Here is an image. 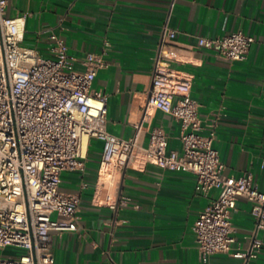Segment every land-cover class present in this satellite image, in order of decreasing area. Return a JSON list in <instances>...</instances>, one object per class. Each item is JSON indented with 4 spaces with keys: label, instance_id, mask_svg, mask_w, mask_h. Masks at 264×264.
Listing matches in <instances>:
<instances>
[{
    "label": "crops",
    "instance_id": "crops-1",
    "mask_svg": "<svg viewBox=\"0 0 264 264\" xmlns=\"http://www.w3.org/2000/svg\"><path fill=\"white\" fill-rule=\"evenodd\" d=\"M169 14L175 29V68L189 79L199 101L203 126L215 123L213 146L226 174L250 172L264 190V0H9L6 17L20 18L22 44L51 54L50 34L61 37L74 67L86 53L100 56L92 87L107 95L106 129L145 147L150 128L161 126L168 150L181 151V126L169 113L147 107L152 58ZM241 30L255 40L242 60H228L197 38ZM141 122L140 128L136 126ZM102 142L88 141L83 167L63 171L59 188L78 196L76 231L52 232L54 264H264L262 244L254 257H239L254 231L250 202L239 198L231 213L234 242L227 253L203 259L192 225L217 194L194 189V175L147 163L142 151L133 161L100 165ZM1 204V200H0ZM12 247L0 254H17Z\"/></svg>",
    "mask_w": 264,
    "mask_h": 264
},
{
    "label": "built area",
    "instance_id": "built-area-1",
    "mask_svg": "<svg viewBox=\"0 0 264 264\" xmlns=\"http://www.w3.org/2000/svg\"><path fill=\"white\" fill-rule=\"evenodd\" d=\"M9 0H0V248L12 247L17 254H0V264H54L52 232L76 231L78 196L59 188L63 171L83 167L88 141L102 142L100 165L133 161L139 150L147 163L163 169L194 175V189L217 194L203 207L192 230L200 256L207 259L227 253L234 242L231 213L239 198L250 202L254 231L248 248L235 256L254 257L264 230V190L258 189L250 172L226 174L213 146L215 123L203 126L200 103L191 86L175 68L176 47L169 41V12L160 29L152 58L147 107L161 109L179 121L181 151L168 150V135L161 126L150 128L145 147L138 137L116 136L107 131V95L92 87L105 61L86 53L84 68L74 67L61 37L50 34L51 54L23 45L20 18L6 17ZM255 38L241 30L197 38V46L214 49L221 57L242 60ZM264 124V116L262 119ZM141 122L136 126L138 130Z\"/></svg>",
    "mask_w": 264,
    "mask_h": 264
}]
</instances>
